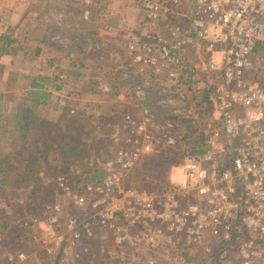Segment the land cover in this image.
<instances>
[{
    "label": "built area",
    "instance_id": "2783aa9c",
    "mask_svg": "<svg viewBox=\"0 0 264 264\" xmlns=\"http://www.w3.org/2000/svg\"><path fill=\"white\" fill-rule=\"evenodd\" d=\"M84 5L88 19L90 2ZM183 5L182 0H143L140 30L125 42L135 73L119 66L125 80L133 79L137 99L156 95L170 115L161 120L152 106L126 114L112 130L106 155L100 152L92 161L99 176L94 181L44 178L56 198H66L74 210L57 237L63 205L47 206L48 255L67 234V247L80 259L91 253L99 233H111L120 252L127 241L137 253L132 239H139L158 249L153 252L173 250L181 256L177 264H186L184 256L211 258L215 264H264V88L247 77L258 46L264 45V0H193L189 16ZM197 45L212 76L207 86L197 78L198 66L184 69L186 53ZM137 77L145 80L136 83ZM99 91L113 93L102 82ZM206 93L216 117L203 123V140L183 139L189 95ZM163 151L181 158L182 184L163 192L128 185L145 159ZM40 223L30 218L22 227Z\"/></svg>",
    "mask_w": 264,
    "mask_h": 264
},
{
    "label": "rangeland",
    "instance_id": "374dc122",
    "mask_svg": "<svg viewBox=\"0 0 264 264\" xmlns=\"http://www.w3.org/2000/svg\"><path fill=\"white\" fill-rule=\"evenodd\" d=\"M84 1L86 0H74L70 9H67L62 4L53 7L56 11L57 9L60 11H69L67 14L68 19H65L64 17L62 19L60 18L61 20L57 19L58 21H56L59 24H62L67 30H73V32L65 33L63 30L59 35L61 36L63 42L64 40L76 37L77 39L75 42L77 44L75 45L76 48L72 50V55H75L78 58H82L86 55V58L83 57L86 62L84 63L85 68H81L79 64L71 66L69 68L70 75L67 76L58 73L54 77V80H57H55V82H51L55 86L60 85L62 89V96L57 98V105L61 106L59 112L60 114L58 113L56 116H53L52 108H50L52 111L50 109H44L40 112L46 118H55L58 115H61L62 111H81L85 112L87 115H95V122H99V119L101 118L105 119V122L108 123L107 125L114 129L117 126L122 125L124 122V118L118 114L119 110L126 107L128 111L132 113L138 107V105L133 101V96H130V91L128 90L127 85H125V83L128 84V80H125L121 74V70L119 69V66L127 65L126 68L135 73V66L125 47V42L128 38L123 42V49H117L115 45L109 42L110 39H107L109 38V35L106 34L107 36L103 37L108 40L104 42V39L101 38L102 36L96 31L97 29L106 30L107 28L111 29V27H118L117 23H114L111 18H108V14L109 11L115 12L116 10L123 8L126 12L128 11V14L131 13L134 14V16H136L135 14H138L137 18L138 20L141 19L142 22L144 18L143 0H87L90 2V5H88V19L83 17V12L86 10ZM182 1L184 2V15L189 16L191 9L193 8V0ZM50 6L51 4L47 3L41 5L39 9L36 8V10L47 12L52 10ZM106 19L108 22H106ZM141 22L139 23L140 26ZM179 24L186 27L188 26V24L182 20L179 21ZM47 25H49V23H47ZM77 32H80V34L76 35ZM122 40H124V38ZM194 50H190L189 53H186L187 67H185L190 69L198 66L199 73L197 78L199 79L201 86H207L208 78L206 73L208 72L205 70L203 59L201 58L200 60L198 56H196ZM15 61H17V64L14 65L15 73V70L24 69L28 72V74L35 75L31 61L28 62L22 57H16ZM253 61L255 62V68L259 72V79L264 82V52L253 57ZM9 62L12 61H9L8 58L1 60L0 63L2 64H0V69H3L5 67L4 65H8ZM48 74H50L49 71L46 72V75ZM61 77H63V79H61ZM10 79L12 81L11 86L15 88L18 80L17 76L11 75ZM2 82L3 80L1 81L0 78V87L5 88ZM101 82L110 86L115 96L112 95L113 93H101L99 91V85ZM27 84L28 81L23 83V86H26ZM116 91H119L120 94H116ZM70 95H73L74 98H76V96L79 97L80 100L78 99V101L80 103H73V97ZM204 95L205 94L198 95L199 97L189 95V117L181 119L184 126L183 133H189L194 141L198 140L199 136H201L199 134L203 123L210 118L214 119L216 117L214 104L208 101L204 102V100L201 99ZM151 106L154 113L159 118H163L167 115V113L160 108L161 106H154L153 104ZM2 110L4 111V108L0 107V113L3 112ZM9 113L11 112H8V114ZM111 133L112 131L106 136H103V138L108 136L109 140ZM15 137H17V131L12 130L10 134L6 136V140H12ZM190 146V144L185 145V147ZM11 152H13V148L9 147V144H6L5 141L0 143V161L2 159L9 158L11 156ZM100 152L103 153L102 156H105L107 149L104 147L92 149L90 150L89 156L86 157L82 163L74 164L76 166H72L74 175H78L86 180L96 176V171H94V168L92 167V161L100 154ZM15 162L16 161H14V163ZM12 164L9 168H6V170H11L10 168ZM49 177L56 178L53 176ZM133 177L135 188L151 192H160L171 185H180L183 182L181 163L175 158L167 161L164 160V158H147L144 160V163L135 170ZM78 179L80 178H77L76 180ZM91 181L93 180L91 179ZM18 186L19 185L17 184L15 187H0V222L8 220L12 222V224L22 227L19 223H22L26 219L38 217L41 220V223L28 230H25L22 227V233L26 236L22 238V241H26L27 238V244L23 247L25 255V258L23 259H21L18 256L19 254H17L22 245L17 242H12L13 238H11V235L8 236V233H0V264H83L85 262L90 264H107V262H109V260L113 257L118 258V260L123 264H146L145 261L149 259L157 260L158 264H177L179 258L181 257L176 255L173 250L163 251L162 253L153 252V250L157 251L158 249L156 248L151 250L150 246H148L145 241L139 239H132L138 243L137 249L139 251L137 253L133 252V249L127 241L125 245L121 246L123 249L122 252H120L117 249L118 247L115 245L114 240L111 239L112 235L110 233H99L96 240L92 243L91 253L87 256H82L80 259H76L72 256V252L69 247H67V234L65 235L63 242L60 243L57 241L52 244L51 247L53 254L48 255L44 244L45 235L43 229L45 228V221L48 216L47 212H49L47 206L54 202H59L63 205V212L61 214L62 224L61 228L56 233L57 237L63 236L65 232L64 224L69 217L73 216L72 214L74 210H72L69 200L63 197L56 198L54 194V197L50 202L45 204L42 209L36 211L34 203L30 204L31 187ZM43 187H51L54 190L52 185H46L44 181ZM126 227L127 228L125 229L127 231H131V227ZM124 252L127 255H122V257L119 256V253ZM29 257L32 258V260L26 262ZM183 259L186 261V264H215L214 260L211 258L184 256Z\"/></svg>",
    "mask_w": 264,
    "mask_h": 264
},
{
    "label": "trees",
    "instance_id": "16d2710c",
    "mask_svg": "<svg viewBox=\"0 0 264 264\" xmlns=\"http://www.w3.org/2000/svg\"><path fill=\"white\" fill-rule=\"evenodd\" d=\"M19 51L18 42L10 34L0 36V57H12L15 65L17 64L15 58H21V56L18 57L20 55ZM194 52L200 60L203 58V53H201L198 45L195 47ZM262 52H264L263 44L258 46L254 57ZM185 66L187 67V60H185L184 64V69H187ZM258 74L259 72L254 66L251 74L247 76L248 80L260 81L261 83H259L263 87L264 82L259 79ZM206 76L208 84H210L212 76L209 73H206ZM144 80L145 77H137L136 83ZM127 82L128 84L125 83V85H127L130 96H133V101L138 107H148L152 104L160 106L158 105L156 95L145 99H137L134 94L135 84H133V79ZM30 84L31 90L26 94V100L24 102H16V106L11 113L0 116V143L5 141L6 144H9V147L13 148L11 156L0 161V187H15L17 184L19 185L18 187H31L30 204L34 203L37 211L50 202L55 194V191L51 187H43L44 178L64 175L71 182L77 178H81L78 175H74L72 166L82 163L89 156L90 150L98 147L106 148L109 140L108 136L106 138H103V136L110 133L113 128L107 125L108 123L105 122V119L101 118L99 119L100 121L97 120L99 122H95V115H87L81 111H75V114H69V111H62L61 115L55 118H46L41 112L46 109L45 106H47L52 95L42 85L38 84L37 81ZM116 94H120L119 91H116ZM208 97L210 95L206 93L201 99L205 102ZM200 101L199 103L201 104ZM160 108L167 115L159 119L167 118L169 111L164 107ZM128 113L130 111L126 107L118 111L121 117H124ZM12 130L17 131V137L12 140H6V136ZM190 137L191 135L187 133L183 139ZM199 138H201L199 141L203 140L202 136ZM151 157L164 158L166 161L175 158L181 162V158L171 151H163ZM14 161H16V164ZM11 164V170H6ZM133 176L134 172L128 177V185L134 186ZM97 177L99 176H93L91 179L94 181ZM91 179L87 180L91 181ZM163 190L160 192H163ZM19 225L22 226V223H19ZM22 232V227H18L8 220L0 222V233H8V236L11 235V238H13L12 242L22 245L21 249L17 252L18 256L24 254L23 247L27 244V238L26 241H22V238L26 237ZM111 239L113 240V237ZM31 260L32 258L29 257L26 262ZM83 264L90 263L85 262ZM107 264L123 263L118 258L113 257Z\"/></svg>",
    "mask_w": 264,
    "mask_h": 264
},
{
    "label": "crops",
    "instance_id": "0c3cea01",
    "mask_svg": "<svg viewBox=\"0 0 264 264\" xmlns=\"http://www.w3.org/2000/svg\"><path fill=\"white\" fill-rule=\"evenodd\" d=\"M73 1L74 0H0V36L10 34L19 44L20 55L18 57L21 56L24 60L26 59L28 62L31 61L32 68H34L35 71V75L28 74L24 69L15 70V73L14 60L12 57H0V61L5 58L12 61L9 62L8 65L3 64L5 67L0 69V78L1 81L3 80L2 84L5 86V88L0 87V107L4 108L0 116L12 112L16 102H24L26 100V94L31 90L30 83L34 81H37L38 84L42 85L43 88L52 95L47 106H45L46 109L52 108L53 111L50 110L53 112V116H56L60 112L61 106L57 105V98L62 96V89L60 85L55 86L51 82L57 80H54V77L58 73L61 75H70L69 68L71 66L79 64L81 68H85L84 63L86 62V60H84L86 55L83 56L84 58H78L72 55V50L76 48L75 45L77 43L75 40L77 38H71L63 42L59 35L63 30L65 33L73 32V30H67L62 24L57 22V19H62L64 17L66 19L69 11H60L58 9L56 11L53 9V7L61 4L67 9H70ZM47 3L51 4L50 8H52V10L47 12L36 10V8L39 9L41 5ZM127 12L124 8L118 9L115 12L109 11L108 18H111L114 23H117L118 27H111V29L107 28L106 30L97 29L96 31L102 36L101 38L109 35L107 39H110L109 42L115 45L117 49H123V42L125 39L131 34H134V32L138 33L140 30L139 23L141 19L138 20V14L134 16V14H128ZM106 22H108V20ZM47 23H49V25H47ZM78 34H80V32L76 33V35ZM123 38L124 40H122ZM107 39H104V42L108 41ZM48 71L50 74L46 75ZM11 75L17 76L18 78L15 88L11 86ZM26 81H28V84L23 86V83ZM70 96L73 97V103H80L78 101V99L80 100L79 97L76 96V98H74L73 95Z\"/></svg>",
    "mask_w": 264,
    "mask_h": 264
}]
</instances>
